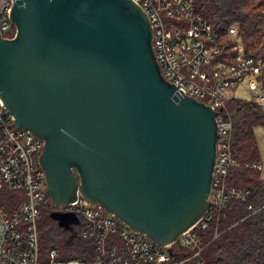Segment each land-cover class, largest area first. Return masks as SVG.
<instances>
[{
	"label": "water",
	"instance_id": "obj_1",
	"mask_svg": "<svg viewBox=\"0 0 264 264\" xmlns=\"http://www.w3.org/2000/svg\"><path fill=\"white\" fill-rule=\"evenodd\" d=\"M0 96L45 140L52 203L80 194L168 245L210 209L218 112L162 73L136 0H16ZM50 216L72 232L75 212Z\"/></svg>",
	"mask_w": 264,
	"mask_h": 264
},
{
	"label": "built area",
	"instance_id": "obj_2",
	"mask_svg": "<svg viewBox=\"0 0 264 264\" xmlns=\"http://www.w3.org/2000/svg\"><path fill=\"white\" fill-rule=\"evenodd\" d=\"M136 1L149 15L163 75L177 91L218 112L210 209L174 242L162 245L81 194L76 203L63 207L53 204L46 193L48 181L41 164L45 140L30 130L22 131L0 96V264H214L203 256L206 232L219 220L230 198L249 193L228 182L230 169L239 160L232 152L233 120L227 112V100L238 98L234 88L247 82L252 100L264 106V57L247 52L237 24L220 34L196 9V0ZM15 2L0 0V30L7 37L16 33L15 28L13 35L8 34ZM245 166L264 171L261 161L246 162ZM7 191L14 193L12 208L4 205ZM46 208L79 216L75 228L82 237L96 242L93 260L64 256L57 247L42 251L39 220Z\"/></svg>",
	"mask_w": 264,
	"mask_h": 264
},
{
	"label": "trees",
	"instance_id": "obj_3",
	"mask_svg": "<svg viewBox=\"0 0 264 264\" xmlns=\"http://www.w3.org/2000/svg\"><path fill=\"white\" fill-rule=\"evenodd\" d=\"M195 7L220 34L236 23L247 52L264 57V0H196ZM227 112L233 120L232 152L239 160L230 169L228 182L249 193L230 198L219 220L207 230L206 259L214 264H264V171L245 166L246 162L261 160L256 129L264 127V106L233 98L227 103ZM13 196L7 191L4 205L8 208H12ZM39 229L43 252L57 247L64 256L87 261L97 254L93 239L82 237L78 227L74 232L61 227L48 213L43 215Z\"/></svg>",
	"mask_w": 264,
	"mask_h": 264
},
{
	"label": "rangeland",
	"instance_id": "obj_4",
	"mask_svg": "<svg viewBox=\"0 0 264 264\" xmlns=\"http://www.w3.org/2000/svg\"><path fill=\"white\" fill-rule=\"evenodd\" d=\"M176 20L179 22V19L176 18ZM236 24V23H233ZM14 28H16V26L13 24L12 30L8 32V34H12V31L14 30ZM233 93L238 97V98H242V99H248V100H252V94L249 91L248 88V83L247 82H243L242 84H240L239 86H237L236 88H234ZM231 99L227 100V103L230 101ZM256 133H257V137H258V141H259V146H260V151H261V162L264 163V127L260 126L256 129ZM45 213L50 214V210L49 208L43 209L40 220H39V226L41 223V219L43 218V215ZM40 231V229H39ZM206 253H207V249H205V252L203 254L204 257H206Z\"/></svg>",
	"mask_w": 264,
	"mask_h": 264
}]
</instances>
